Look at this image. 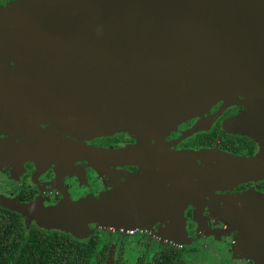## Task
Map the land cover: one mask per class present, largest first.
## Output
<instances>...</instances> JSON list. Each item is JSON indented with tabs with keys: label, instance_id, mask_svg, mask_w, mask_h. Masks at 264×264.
Wrapping results in <instances>:
<instances>
[{
	"label": "water",
	"instance_id": "95a60500",
	"mask_svg": "<svg viewBox=\"0 0 264 264\" xmlns=\"http://www.w3.org/2000/svg\"><path fill=\"white\" fill-rule=\"evenodd\" d=\"M0 27L15 28L11 40L28 44L36 79L32 90L46 101L53 120L81 139L128 132L160 140L203 118L181 141L208 129L237 103L243 111L228 128L264 141V0H14L0 8ZM218 102H223L219 110L204 118ZM63 149L93 163L139 155L68 141ZM153 155L160 164L173 159L181 177L170 201L162 187L157 192L131 178L99 198L66 196L37 213L40 226L82 240L94 234L91 225L144 230L164 217L169 223L158 231L186 246L184 212L194 198L185 176L192 171L191 178L202 177L218 190L264 181L262 152L256 157L212 149ZM209 158L226 164V172L194 163ZM224 199L238 229L241 256L264 264V194L249 191ZM197 213L203 217V209Z\"/></svg>",
	"mask_w": 264,
	"mask_h": 264
},
{
	"label": "flooded vegetation",
	"instance_id": "af4514ba",
	"mask_svg": "<svg viewBox=\"0 0 264 264\" xmlns=\"http://www.w3.org/2000/svg\"><path fill=\"white\" fill-rule=\"evenodd\" d=\"M13 1L0 0V8L6 7ZM15 32L13 27H0V209L20 218L25 233L23 243L32 230L49 234H65L79 242H87L91 237L98 236L99 246L95 260L101 256L102 248L109 245L107 264H111L113 258V242L107 238L111 235L116 236L117 239L121 237L119 249L128 247L125 242L128 239L140 245L142 241L150 242L147 245V248L149 247L152 251L150 255L145 252L138 256L144 255L148 259L161 248L176 250L183 258V250L187 249L193 253L201 250L199 241L209 242L216 248L223 244L229 257L234 247L236 248V242L239 243V236L224 197L249 191L264 194L262 186L264 181L244 183L232 189L218 190L202 177L191 178L190 175L194 173L191 171L188 179V176L184 177L187 188L194 198V202H190L184 212L189 235V244L186 246H177L169 237L160 232L156 234L150 231L149 226L139 230L138 226L129 225L128 229L126 228L128 231L120 232L110 226L91 225L94 234L82 240L71 234L47 230L40 226L36 219L37 213L44 208L61 204L66 196L72 201H79L88 196L99 198L103 194L115 192L131 178L137 179L139 182L137 186L147 185L148 189L157 192L162 187V190H167L168 196L165 197H168L170 201L171 192L181 177L177 178L173 159L168 157L164 164H160L157 157L153 155L154 152H198L212 149L239 156L256 157L261 153L264 141L247 135L238 128L234 130L228 128L243 111V106L237 103L228 107L208 129L181 141V136L203 118L196 117L179 125L177 130L160 140L146 139L128 132L81 139L74 132H65L48 114L49 107L46 101H39L36 92L32 90L31 83L36 79L32 74L31 58H28L31 56V51L28 49V44L22 40H11L13 38L11 34ZM241 101L242 99L239 98L238 102ZM222 105L223 102H218L210 112L204 115V118L215 114ZM64 141L119 152L135 150L139 151V155L135 158L136 160L129 157L109 156L103 163L97 162L99 163L97 164L77 155H65ZM194 163L219 174L226 172L224 167H228L226 164L223 166L221 161L210 158L195 159ZM65 167L68 170H65ZM155 195L160 196L156 192ZM6 205L29 206L34 208V212L22 213L7 208ZM198 208L203 209V217L198 215ZM220 214L226 217V221L217 218ZM168 223L169 220L163 217L152 224L164 227ZM103 240L107 242L104 241L103 244ZM115 249L114 258L119 251L117 243ZM238 252L242 259L246 258L241 256V250L238 249ZM245 264H252V262L248 260Z\"/></svg>",
	"mask_w": 264,
	"mask_h": 264
},
{
	"label": "trees",
	"instance_id": "16d2710c",
	"mask_svg": "<svg viewBox=\"0 0 264 264\" xmlns=\"http://www.w3.org/2000/svg\"><path fill=\"white\" fill-rule=\"evenodd\" d=\"M264 187V182L262 183ZM24 230L18 216L0 209V264H107L109 245L102 248L95 260L99 237L79 242L65 234H49L32 230L24 240ZM22 246V247H21ZM21 250L16 257V254ZM114 264H128L121 247ZM134 264H188L176 250L161 248L150 259L142 255Z\"/></svg>",
	"mask_w": 264,
	"mask_h": 264
},
{
	"label": "rangeland",
	"instance_id": "374dc122",
	"mask_svg": "<svg viewBox=\"0 0 264 264\" xmlns=\"http://www.w3.org/2000/svg\"><path fill=\"white\" fill-rule=\"evenodd\" d=\"M261 152L264 154V147L263 149H261ZM223 215V214H222ZM221 214L217 216L218 219L225 220L226 221V217L222 216ZM228 219V217H227ZM150 227V231H152L153 233H158V228L159 225L156 224H149ZM111 233V232H110ZM112 236V237H111ZM110 237L107 236V238L111 239V241L113 242V250H112V254L114 255L116 253V243L118 244V249L120 247V242L122 241L121 237H119L120 239H117L116 236L111 235ZM107 240V239H106ZM127 240V239H126ZM103 240V244L107 241ZM127 242L128 247H125L124 252H125V258L128 261V264H134L137 257L145 252H148L150 255V253L152 252L151 249L148 247L147 245H149L150 242L145 241L143 243V241L141 242V245L138 243H135L134 241H132L131 239L125 241ZM135 243V244H134ZM172 243H175L174 240H172ZM201 247V250L198 251L197 253H193L191 251L183 250L182 251V256L183 258L187 261L188 264H245L248 262V259H242L238 253V249L241 250V246L239 243L236 242V248L234 247V251L232 254H229V257H227V254L225 252V247L222 244L221 247H215L214 245L210 244L209 242L207 243L206 241H199L198 243ZM199 247V249H200ZM129 248V249H128ZM128 249V252H127ZM242 255V254H241ZM112 264V261H111Z\"/></svg>",
	"mask_w": 264,
	"mask_h": 264
},
{
	"label": "built area",
	"instance_id": "2783aa9c",
	"mask_svg": "<svg viewBox=\"0 0 264 264\" xmlns=\"http://www.w3.org/2000/svg\"><path fill=\"white\" fill-rule=\"evenodd\" d=\"M119 231L121 232V231H128V230H125V229L122 230V229H121V230H119ZM129 233L132 234L133 232H132V231H129Z\"/></svg>",
	"mask_w": 264,
	"mask_h": 264
}]
</instances>
